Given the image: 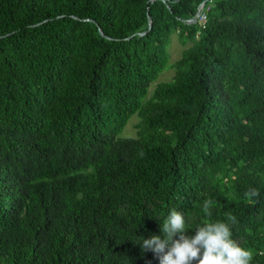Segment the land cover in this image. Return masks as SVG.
<instances>
[{"label":"trees","instance_id":"16d2710c","mask_svg":"<svg viewBox=\"0 0 264 264\" xmlns=\"http://www.w3.org/2000/svg\"><path fill=\"white\" fill-rule=\"evenodd\" d=\"M202 1L0 0V264H159L172 210L264 264V0Z\"/></svg>","mask_w":264,"mask_h":264},{"label":"clouds","instance_id":"9594fccd","mask_svg":"<svg viewBox=\"0 0 264 264\" xmlns=\"http://www.w3.org/2000/svg\"><path fill=\"white\" fill-rule=\"evenodd\" d=\"M250 194L259 195L256 189ZM186 222L184 213L172 210L161 223L160 234L138 244L142 251H152L159 264H252L253 254L233 239L229 223H203L189 234Z\"/></svg>","mask_w":264,"mask_h":264},{"label":"rangeland","instance_id":"374dc122","mask_svg":"<svg viewBox=\"0 0 264 264\" xmlns=\"http://www.w3.org/2000/svg\"><path fill=\"white\" fill-rule=\"evenodd\" d=\"M187 45H189V41L182 43L178 37L177 32L170 35V40H169L167 47H166L167 65L157 75V77L151 82L150 90L156 82L166 81V80L171 79V77L173 75V68L169 67V63H172L175 59H177L180 56L181 50ZM150 92L151 91H149V93ZM135 117H136V115H132L129 118L127 124L123 128V131H122L123 135H126V136H134L135 135L134 123L137 121V118H135Z\"/></svg>","mask_w":264,"mask_h":264},{"label":"water","instance_id":"95a60500","mask_svg":"<svg viewBox=\"0 0 264 264\" xmlns=\"http://www.w3.org/2000/svg\"><path fill=\"white\" fill-rule=\"evenodd\" d=\"M204 3H205V0H203V1L197 6V9H196V12H195L194 16H193L191 19H188V20H187L188 22H196V21H197V17H198V15H199V11H200V9L202 8V6H203ZM86 19H87V18H86ZM149 24H150V20H149ZM98 29H99L100 34L103 35V32L101 31V29H100V28H98ZM144 32H145V31H143V32H139V34L142 35V34H144Z\"/></svg>","mask_w":264,"mask_h":264},{"label":"built area","instance_id":"2783aa9c","mask_svg":"<svg viewBox=\"0 0 264 264\" xmlns=\"http://www.w3.org/2000/svg\"><path fill=\"white\" fill-rule=\"evenodd\" d=\"M197 19L199 20L200 24L203 25V23L205 21V13L203 12V6L199 11V15H198Z\"/></svg>","mask_w":264,"mask_h":264}]
</instances>
